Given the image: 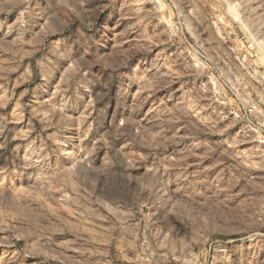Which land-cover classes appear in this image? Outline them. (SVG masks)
Listing matches in <instances>:
<instances>
[{"label":"rangeland","instance_id":"rangeland-1","mask_svg":"<svg viewBox=\"0 0 264 264\" xmlns=\"http://www.w3.org/2000/svg\"><path fill=\"white\" fill-rule=\"evenodd\" d=\"M264 0H0V264H264Z\"/></svg>","mask_w":264,"mask_h":264},{"label":"built area","instance_id":"built-area-1","mask_svg":"<svg viewBox=\"0 0 264 264\" xmlns=\"http://www.w3.org/2000/svg\"><path fill=\"white\" fill-rule=\"evenodd\" d=\"M234 115L238 120L252 124V130L259 140L264 143V93L250 102H240Z\"/></svg>","mask_w":264,"mask_h":264}]
</instances>
